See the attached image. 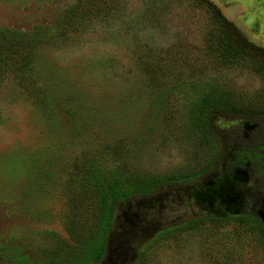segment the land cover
Masks as SVG:
<instances>
[{
    "label": "rangeland",
    "instance_id": "1",
    "mask_svg": "<svg viewBox=\"0 0 264 264\" xmlns=\"http://www.w3.org/2000/svg\"><path fill=\"white\" fill-rule=\"evenodd\" d=\"M77 1L0 0V28L25 34L34 72L25 86L0 71V241L24 244L41 263L72 261L94 242L95 173L123 164L132 177L161 176L209 162L185 115L199 90L264 105V63L224 49L205 0H92L62 31ZM223 1L264 42V0ZM134 199L120 202L112 254L90 264H264L251 222L207 221L155 238L198 209L173 185ZM126 213L148 227L129 225Z\"/></svg>",
    "mask_w": 264,
    "mask_h": 264
},
{
    "label": "trees",
    "instance_id": "2",
    "mask_svg": "<svg viewBox=\"0 0 264 264\" xmlns=\"http://www.w3.org/2000/svg\"><path fill=\"white\" fill-rule=\"evenodd\" d=\"M205 1L221 27L224 49L230 54L250 56L264 63V47L249 41L220 8L209 0ZM91 3L92 0H78L57 23L59 29L73 28L80 22L78 13L85 11L87 15ZM24 35L0 28V71L14 73L19 83L27 86L31 83L28 78L34 72L29 67L32 58L25 52ZM185 115L201 141L211 150L209 162L196 170L161 176L132 177L126 173L123 164L116 165L105 177L95 173L94 190L102 203L98 231L86 251L72 261H62V264H90L111 255L108 236L113 226L120 224V202L134 203L137 196L153 194L172 185L178 191H185L199 213L175 227L160 231L155 238L178 228H194L207 221L237 219L254 224L264 239V105L253 107L232 103L218 93L199 90L186 107ZM133 192L138 195H132ZM135 203L140 206L139 201ZM144 204L143 201L141 205ZM125 215L129 225L138 224L142 231L148 227L149 223L144 219ZM0 264L59 263L33 260L24 244L6 239L0 241Z\"/></svg>",
    "mask_w": 264,
    "mask_h": 264
},
{
    "label": "water",
    "instance_id": "3",
    "mask_svg": "<svg viewBox=\"0 0 264 264\" xmlns=\"http://www.w3.org/2000/svg\"><path fill=\"white\" fill-rule=\"evenodd\" d=\"M213 2L220 10L222 13L225 15V17L233 22L247 37V39L251 42H253L256 45H262L264 46V43L256 39L250 32H248L246 29V26L244 23H242L238 18H236V8H234L231 5H228L225 3L223 0H210Z\"/></svg>",
    "mask_w": 264,
    "mask_h": 264
},
{
    "label": "flooded vegetation",
    "instance_id": "4",
    "mask_svg": "<svg viewBox=\"0 0 264 264\" xmlns=\"http://www.w3.org/2000/svg\"><path fill=\"white\" fill-rule=\"evenodd\" d=\"M245 35V34H244ZM262 42V41H261ZM264 43V42H263ZM258 46H260V47H264V46H262V45H258Z\"/></svg>",
    "mask_w": 264,
    "mask_h": 264
}]
</instances>
